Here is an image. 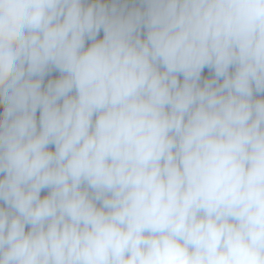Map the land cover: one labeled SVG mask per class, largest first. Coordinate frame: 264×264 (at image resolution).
Returning <instances> with one entry per match:
<instances>
[{
	"label": "clouds",
	"instance_id": "obj_1",
	"mask_svg": "<svg viewBox=\"0 0 264 264\" xmlns=\"http://www.w3.org/2000/svg\"><path fill=\"white\" fill-rule=\"evenodd\" d=\"M0 105V264H264V0H0Z\"/></svg>",
	"mask_w": 264,
	"mask_h": 264
},
{
	"label": "trees",
	"instance_id": "obj_2",
	"mask_svg": "<svg viewBox=\"0 0 264 264\" xmlns=\"http://www.w3.org/2000/svg\"><path fill=\"white\" fill-rule=\"evenodd\" d=\"M137 2V0H129V7H131L134 3H136ZM101 37H102V32H101ZM211 72H210V70H208V69H205L204 70V72L202 73V77H210L211 76ZM59 75V73L58 72H52V73H50L49 74V76H47L46 78H45V83H47V80L48 79H54V78H56L57 76ZM182 79V78H181ZM257 95H261V94H257ZM2 110H3V107H2V105H0V112H2ZM44 193H42V195H43Z\"/></svg>",
	"mask_w": 264,
	"mask_h": 264
},
{
	"label": "rangeland",
	"instance_id": "obj_3",
	"mask_svg": "<svg viewBox=\"0 0 264 264\" xmlns=\"http://www.w3.org/2000/svg\"><path fill=\"white\" fill-rule=\"evenodd\" d=\"M37 115H39V113H37Z\"/></svg>",
	"mask_w": 264,
	"mask_h": 264
}]
</instances>
